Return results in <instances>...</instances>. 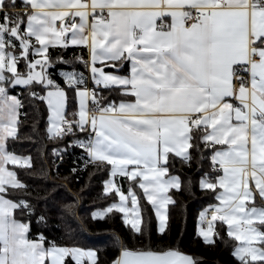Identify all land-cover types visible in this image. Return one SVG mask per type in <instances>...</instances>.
Masks as SVG:
<instances>
[{
    "label": "snow or ice",
    "instance_id": "snow-or-ice-1",
    "mask_svg": "<svg viewBox=\"0 0 264 264\" xmlns=\"http://www.w3.org/2000/svg\"><path fill=\"white\" fill-rule=\"evenodd\" d=\"M21 4L25 10L14 11L16 0H0V264H45L46 258L51 264H64L67 255L77 264L83 256L97 264L96 250L54 243L45 247L42 234L29 239V224L13 215L16 209L33 211L27 200L7 198L9 187L26 185L6 165L23 160L30 166V158L16 156L6 144L17 136L23 107L17 95L9 94V86L17 85L42 87V92L29 95L46 102L50 138L63 139L77 131L84 134L86 138L71 143L84 150L85 165L106 164L112 177L119 174L130 182L139 178L138 187L155 208L161 233L167 221L166 205L175 203L165 193L181 187L178 176L164 178L169 155L190 162L188 149L198 147L197 140L212 148L213 166L218 164L223 175L216 182L201 179L200 186L223 191L216 196L220 204L209 206L214 208L211 220L199 235L214 244L219 234L213 222H224L228 236L243 242L233 253L241 264H264V204L256 206L257 198L264 202V0H91V13L83 0H21ZM66 17L70 27L61 24L58 30L56 22ZM169 17L171 22L164 23ZM53 45L90 47L94 84L118 87L122 99L104 102L93 90L94 107L89 109L83 73L61 72L62 86L45 71L51 66L46 54ZM77 59L89 64L83 57ZM21 60L26 72L18 71ZM97 62H110L106 66L117 73L128 62L130 71L127 75L106 72L96 67ZM37 66L42 70L34 71ZM237 71L250 74L251 104L243 77L238 95L234 91ZM66 88L78 98L79 110L72 113L78 119H66ZM232 99L239 103L229 102ZM64 150L54 148L53 153L60 156ZM104 185V193L114 191L119 202L93 212L92 217L118 210L142 235L137 193L131 186L125 192L111 179ZM133 210L135 218L128 220ZM207 211L201 212V223ZM112 264H196V259L171 248L122 246Z\"/></svg>",
    "mask_w": 264,
    "mask_h": 264
},
{
    "label": "trees",
    "instance_id": "trees-1",
    "mask_svg": "<svg viewBox=\"0 0 264 264\" xmlns=\"http://www.w3.org/2000/svg\"><path fill=\"white\" fill-rule=\"evenodd\" d=\"M14 11H24L21 0H16ZM34 41V40H33ZM18 44V41H14ZM51 61L48 73L51 78L64 86L60 69L87 71L78 57L86 59V50L82 47L68 46L49 47ZM31 58V55L30 57ZM108 65V64H107ZM18 71L26 72L24 61L17 65ZM105 71L116 72L104 66ZM129 73V63L124 62L119 72ZM68 93V112L70 120L76 112L74 90L66 88ZM104 102L122 99L118 87L92 88ZM30 91L42 92L41 86H9V94L17 95L23 102L17 124V136L6 142L8 151L16 156L30 158V166L12 165L9 168L16 172V178L25 188H8L7 198L16 201L27 200L33 211H13L15 219L29 224L28 237L39 239L45 237L44 246L54 243L60 247H79L97 251V264H112L119 257L121 247L133 250L149 249L160 251L168 248L178 250L199 260H212L220 264H241L233 255L237 241L228 236L227 226L219 220L213 222L214 244H208L199 235L200 214L216 203L217 191L202 189L201 179L211 181L213 150L205 147L199 140L198 147L189 149L192 154L190 162L174 154L169 155V173L180 178V189L171 188L169 196L175 203H169L165 231H158L157 218L150 202L143 195L136 183L132 185L137 193L142 217L143 234H138L131 224L126 223L123 213L113 210L102 218L94 219L92 213L117 203L118 195L113 191L104 193V181L110 177V166H98L92 163L85 165L87 159L83 149L73 145L74 139L84 134L76 132L63 139L50 138L48 128V109L46 102L33 99ZM92 105V103H91ZM103 105V104H102ZM217 147V146H216ZM54 148L65 149L60 156L53 153ZM75 169V171H73ZM43 217V219H41ZM119 238L117 243L116 238ZM64 264H77L67 256ZM81 264H91L83 261Z\"/></svg>",
    "mask_w": 264,
    "mask_h": 264
},
{
    "label": "crops",
    "instance_id": "crops-1",
    "mask_svg": "<svg viewBox=\"0 0 264 264\" xmlns=\"http://www.w3.org/2000/svg\"><path fill=\"white\" fill-rule=\"evenodd\" d=\"M83 2H86V3H88V5H89V7L87 8V11H89L90 13H91V11H92V9H91V7H90V5H91V0H83ZM68 19L70 20V18H65L64 19V21H61V24H63L64 26H69L70 27V23H71V20H70V22H68ZM91 19V18H90ZM58 22V21H57ZM57 22H56V27H57V29L59 30V28H60V26H61V24H59V25H57ZM75 22L76 23H79V18H76L75 19ZM171 22V18L169 17V18H167V19H165V21H164V23H170ZM158 23H159V21H158ZM90 32H91V29L89 28V29H87L86 30V34H90ZM66 35H70V31L68 32V33H66ZM33 42H35V41H33ZM57 46H60V45H53V46H50V47H57ZM69 46H77V45H69ZM254 45L251 43V37H250V44H249V47L251 48V47H253ZM60 47H62V46H60ZM77 47H82V48H85V50H86V59L85 60H87V61H89V64H88V66H89V70H87L86 71V73L84 74L83 72H80V71H76L75 69H60V71H59V74L61 73V72H64V71H67V72H72V71H75V72H77V73H83L84 74V77H85V85H82V87L83 86H86L87 87V89L89 90V104H88V107H90V105H91V93H92V88L93 87H95V88H97L96 87V85L94 84V82H93V80H92V74H91V63H90V59H91V57H90V47H84V46H77ZM49 50V49H48ZM46 55H48V53L46 54ZM38 59H42L43 57H37ZM110 62H97V64H96V67H100V68H103L104 69V66H106L107 64H109ZM87 66V67H88ZM42 69H41V67L40 66H37V68L36 69H34V71H41ZM48 70H49V67L45 70L47 73H48ZM129 71H130V64H129ZM106 72H109V71H106ZM115 74H119V75H127V74H122V73H117V72H114ZM129 74V73H128ZM61 76V75H60ZM62 77V76H61ZM63 78V77H62ZM21 86H23V85H21ZM248 89H249V99H248V103L249 104H251L252 103V100H251V93H250V82H249V84H247V85H245ZM102 87H104L103 85H102ZM101 87V88H102ZM116 87V86H115ZM234 87V86H233ZM240 87V86H239ZM239 87H234V91L236 92V94L238 95V92H239ZM10 95H12V94H10ZM74 95H75V99H76V112H78V110H79V104H78V98H77V96H76V94H75V91H74ZM120 101V100H119ZM119 101H117V103L119 102ZM229 102H231V103H233L234 105L235 104H238L239 103V101H237V100H235V99H232V100H230ZM68 112V102H67V105H66V113ZM48 115H49V112H48ZM89 115L91 116L92 114H90V112H89ZM68 115H66V117H67ZM19 119V118H18ZM76 119H78V116H76ZM84 138H86L85 136H83V137H80V138H78V139H84ZM220 146H217V148H219ZM188 151H189V149H188ZM175 155V154H174ZM213 155V154H212ZM212 157V156H211ZM22 164H23V160H22ZM110 171H111V168H110ZM249 171H251V166H249ZM221 175H223V172L221 173ZM170 176H177V175H172V174H170L169 172L166 174V176L164 177L165 179L166 178H168V177H170ZM114 180V182L117 184V186H121L122 187V189L125 191V192H127V190H128V188L131 186L132 187V185L134 184V183H136L137 184V186H138V183H139V178H138V180L136 181V182H130L127 178H125V177H123V176H121V175H117V176H115V177H112L111 175H110V177L107 179V180ZM211 182H216V180L215 181H212L211 180ZM171 190V188H169L168 189V191H167V193H165V195H167V196H169V191ZM217 193H216V196L219 194V192L220 191H223V189H219V188H217ZM118 195V194H117ZM146 198V197H145ZM147 199V198H146ZM148 201V200H147ZM119 202V196H118V201H117V203ZM149 202V201H148ZM150 204H151V202H150ZM218 204H220V201H218L217 199H216V203H215V205H218ZM261 204H264V202H262V201H260L259 200V198H257V201H256V206H260ZM152 205V204H151ZM168 206H169V204H167L166 205V214L168 213ZM128 207H132V205L130 204V202H129V204H128ZM153 207V206H152ZM153 209H154V212H155V214H156V211H155V208L153 207ZM124 215V219H125V214H123ZM218 215H219V213H218ZM167 217H168V215H167ZM156 218H157V227H158V231H159V225H160V221H159V219H158V217H157V215H156ZM208 220H211V216L210 217H207L206 216V222L208 221ZM257 223V226H259L258 225V222H256ZM130 224V223H129ZM166 224H167V221H166ZM226 224V223H225ZM226 226H227V231H228V225L226 224ZM166 227V226H165ZM208 227V224H207V226H205V227H203L202 226V223H201V218H200V225L198 226V232L200 231V229L201 228H207ZM234 238V237H233ZM237 241V245H236V247L237 246H241L242 244H243V242L242 241H238V240H236ZM257 246H260L259 244H257ZM58 247H60V246H58ZM235 247V248H236ZM68 248H73V247H68ZM77 248H79V247H77ZM84 249V248H83ZM85 250H87V249H85ZM94 250V249H93ZM235 250V249H234ZM234 253V252H233ZM67 256H69V257H71L72 259H73V257L71 256V255H67ZM67 256H65L64 257V260H65V258L67 257ZM119 256H120V254H119ZM236 257V256H235ZM237 258V257H236ZM238 259V258H237ZM74 261H76L77 262V260L76 259H73ZM80 260H81V262H83V261H88V262H90L91 263V260L87 257V256H83V257H81L80 258ZM239 260V259H238ZM45 264H51V261H50V258H46V261H45Z\"/></svg>",
    "mask_w": 264,
    "mask_h": 264
},
{
    "label": "built area",
    "instance_id": "built-area-1",
    "mask_svg": "<svg viewBox=\"0 0 264 264\" xmlns=\"http://www.w3.org/2000/svg\"><path fill=\"white\" fill-rule=\"evenodd\" d=\"M68 22H70L69 19H68ZM188 22L191 23L192 21L189 20ZM59 24H61V21H58V22H57V25H59ZM87 70H89V66L87 67ZM241 77H243V80H244L245 85L249 84V82H250V74H249L248 72H246V71H237V72L235 73V75H234V77H233V81H232L234 87H239V86H240V83H241ZM96 87H97V88H101L102 85H99V86L96 85ZM101 106H103V105H101ZM93 107H94L93 105H90L89 109H92ZM90 114H93V113L90 111ZM97 114H98V113H97ZM66 119L70 120L68 117H66ZM71 136H73V134H67V135H65V137H71ZM92 164H93V163H92ZM94 165H97V164H94ZM98 166H103V165H98ZM221 173H222V170L220 169V167H219L218 164H217L215 167L212 165V175H211L210 179H211L212 181H215L216 178H217L218 176L221 175ZM213 206H215V205H213ZM207 210H208V211H207V213H206V216H207V217H210L212 211H214V208H210V207H209ZM202 225H203V226H207V222L204 221V222L202 223Z\"/></svg>",
    "mask_w": 264,
    "mask_h": 264
},
{
    "label": "rangeland",
    "instance_id": "rangeland-1",
    "mask_svg": "<svg viewBox=\"0 0 264 264\" xmlns=\"http://www.w3.org/2000/svg\"><path fill=\"white\" fill-rule=\"evenodd\" d=\"M18 157H19V156H18ZM9 164H11V163H9ZM9 164L6 165V167H7L10 171H13L12 169L9 168ZM20 164H22V161H21ZM17 165H19V164H17ZM133 218H135V210H133V212L129 213L128 216H127V219H128V220H131V219H133ZM202 226H203V225H202ZM203 227H205V226H203ZM27 237H28V234H27ZM28 238H29V237H28ZM29 239H30V238H29Z\"/></svg>",
    "mask_w": 264,
    "mask_h": 264
},
{
    "label": "water",
    "instance_id": "water-1",
    "mask_svg": "<svg viewBox=\"0 0 264 264\" xmlns=\"http://www.w3.org/2000/svg\"><path fill=\"white\" fill-rule=\"evenodd\" d=\"M196 264H220L212 260H199L196 262Z\"/></svg>",
    "mask_w": 264,
    "mask_h": 264
}]
</instances>
